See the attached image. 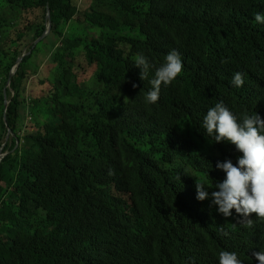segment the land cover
<instances>
[{"label": "trees", "instance_id": "trees-1", "mask_svg": "<svg viewBox=\"0 0 264 264\" xmlns=\"http://www.w3.org/2000/svg\"><path fill=\"white\" fill-rule=\"evenodd\" d=\"M0 2V150L7 128L14 135L0 161V264H219L221 250L247 260L235 244L264 243L255 214L252 228L233 230L235 211L226 219L212 203L225 178L217 161L236 164L241 153L202 127L220 101L238 120L264 119V24L254 19L264 0ZM48 9L51 31L31 50ZM13 14L28 18L9 34ZM45 44L41 68L34 57ZM27 48L7 91L6 128L3 90ZM172 50L183 75L147 104ZM141 53L152 65L143 80ZM46 81L48 94L34 96Z\"/></svg>", "mask_w": 264, "mask_h": 264}, {"label": "clouds", "instance_id": "clouds-1", "mask_svg": "<svg viewBox=\"0 0 264 264\" xmlns=\"http://www.w3.org/2000/svg\"><path fill=\"white\" fill-rule=\"evenodd\" d=\"M254 19L257 23L264 24V13H256ZM135 67L140 69V79L147 77L150 68L148 58L142 53L134 58ZM183 75V61L176 50L170 51L163 63L156 68L154 78L150 81L151 90L145 95V103L155 104L159 100L161 87L174 84ZM232 84L242 87L244 74H234ZM137 85L133 84V88ZM125 100H128L125 97ZM202 127L206 136L212 137L215 143L234 145L236 151L241 153L237 163L230 159L217 161L216 169L225 174V178L213 184L217 190L211 193L212 203L217 206L219 214L224 218L233 216V210L239 219L231 223V228L236 230L237 225L247 228L254 226L251 218L253 214L257 220L264 222V119L256 112L249 115L244 113L238 120L223 101L207 110L203 118ZM111 174V173H110ZM209 178V174H206ZM213 182V181H212ZM208 188L199 179H196V199L204 201L209 198ZM223 231V228H221ZM224 235H228L224 232ZM253 242L260 245L252 244ZM240 256L248 255L247 260H242L236 252L221 250L219 264H264V250L255 248L264 247V243L254 235L249 241L235 244Z\"/></svg>", "mask_w": 264, "mask_h": 264}, {"label": "rangeland", "instance_id": "rangeland-1", "mask_svg": "<svg viewBox=\"0 0 264 264\" xmlns=\"http://www.w3.org/2000/svg\"><path fill=\"white\" fill-rule=\"evenodd\" d=\"M89 1L90 0H79V4L83 7V8H85V7H87V5H89ZM0 6H1V2H0ZM33 16H31V18H32ZM26 18H28V16H27V14H25V15H22V14H20V15H17V14H13L12 15V17H11V21L10 22H14V26H12V25H8L7 27H8V30H9V32H7V33H9V34H11L17 27H20L21 25H22V22H24L25 21V19ZM80 26V25H79ZM69 28L71 29V27H67L66 26V30H69ZM80 28H82V27H80ZM76 30H77V28H76ZM33 42L34 41H32V42H30V43H28V48L33 44ZM48 46V45H47ZM28 48H27V50L24 52V54H27L28 53ZM47 49H50V46L47 48L46 47V44L43 46V47H41V49H40V52H38L36 55H35V57H34V61L38 64V65H40L39 63H40V61L43 63V62H46V60L48 59L47 58V56H48V51H47ZM41 66V68L43 67V64L42 65H40ZM37 77H38V75H36ZM36 76H33V78L31 79V81L30 82H33V84H37L38 83V81L35 79L34 81H32L34 78H36ZM49 82L48 81H46V83H45V85L44 86H40V88H38V90H37V93H33V95L35 96V94H40L41 96L43 95V97L44 96H46L47 94H48V88H49ZM43 92H45L44 94H43ZM26 120H27V122L29 121V117H27L26 116ZM10 140V139H9ZM9 140H8V142H9ZM211 155H213V156H215V154L216 153H214L213 151L210 153Z\"/></svg>", "mask_w": 264, "mask_h": 264}, {"label": "water", "instance_id": "water-1", "mask_svg": "<svg viewBox=\"0 0 264 264\" xmlns=\"http://www.w3.org/2000/svg\"><path fill=\"white\" fill-rule=\"evenodd\" d=\"M51 31V18H50V12L49 9L47 10V14H46V29L45 32L42 34V36H40L39 38H37L31 47V50L34 49L40 42L44 41L45 38L49 35ZM31 50L28 51L27 54H23V56L17 60L15 66L13 67V69L11 70L9 77H8V81L6 83V86L3 90V98H4V123L5 126L7 128V123H6V113L8 110V107L10 105V101L7 99V91L10 89V85H11V81L14 77V75L16 74L17 69L19 68L20 64L22 63L23 59L27 56H29V54L31 53ZM14 135H12V132L7 128V136H6V140H5V144L3 145L2 149H4L5 145L8 143V140L13 137ZM2 149L0 150V161L2 160V158L5 156V154H2Z\"/></svg>", "mask_w": 264, "mask_h": 264}]
</instances>
